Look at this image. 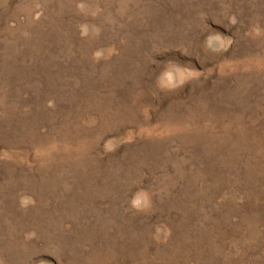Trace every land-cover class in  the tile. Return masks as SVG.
<instances>
[{"label": "rangeland", "instance_id": "obj_1", "mask_svg": "<svg viewBox=\"0 0 264 264\" xmlns=\"http://www.w3.org/2000/svg\"><path fill=\"white\" fill-rule=\"evenodd\" d=\"M0 264H264V0H0Z\"/></svg>", "mask_w": 264, "mask_h": 264}]
</instances>
